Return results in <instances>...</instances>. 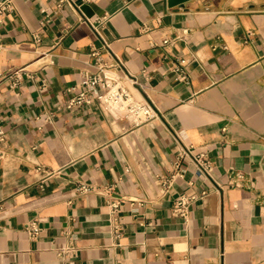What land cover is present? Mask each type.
<instances>
[{"label":"crops","instance_id":"0c3cea01","mask_svg":"<svg viewBox=\"0 0 264 264\" xmlns=\"http://www.w3.org/2000/svg\"><path fill=\"white\" fill-rule=\"evenodd\" d=\"M12 3L0 14V264H264V0ZM103 65L134 76L123 86L158 118L67 110ZM188 148L210 176L189 159L176 176ZM201 192L186 223L173 215Z\"/></svg>","mask_w":264,"mask_h":264},{"label":"built area","instance_id":"2783aa9c","mask_svg":"<svg viewBox=\"0 0 264 264\" xmlns=\"http://www.w3.org/2000/svg\"><path fill=\"white\" fill-rule=\"evenodd\" d=\"M13 9L12 0H4L0 4V14H6ZM169 43L167 40L163 41V44ZM2 46L0 45V52ZM97 55V53H94ZM181 63H184L182 61ZM115 65H103L99 66L98 72L94 75L85 77V88L73 95L67 100L65 108L67 110H76L84 107L96 104L100 110L107 114L118 116L125 120L131 121L133 125H139L143 122L154 120L158 118V114L155 109L145 100H139L134 97L130 90L123 86V82H128L130 85L136 84L134 76L129 74L123 66V72L121 74L112 73ZM189 159L195 168L204 174L210 176L212 170V164L205 152L194 153L191 148L185 149L181 156L175 162V168L180 175V168L182 167V161ZM167 182L168 187L170 182ZM206 192L200 194H183L179 196L173 206V215L181 218L185 223L189 218V208L193 202L203 198ZM114 209H117V205H113ZM27 230L32 236H37L39 230L35 223L29 224ZM66 252L72 253V249L66 250ZM65 253V251H63Z\"/></svg>","mask_w":264,"mask_h":264},{"label":"water","instance_id":"95a60500","mask_svg":"<svg viewBox=\"0 0 264 264\" xmlns=\"http://www.w3.org/2000/svg\"><path fill=\"white\" fill-rule=\"evenodd\" d=\"M183 1H185V0H183Z\"/></svg>","mask_w":264,"mask_h":264}]
</instances>
